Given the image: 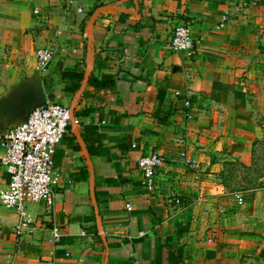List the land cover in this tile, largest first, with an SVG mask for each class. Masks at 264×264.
Instances as JSON below:
<instances>
[{
	"label": "crops",
	"instance_id": "1",
	"mask_svg": "<svg viewBox=\"0 0 264 264\" xmlns=\"http://www.w3.org/2000/svg\"><path fill=\"white\" fill-rule=\"evenodd\" d=\"M100 3L109 10L87 30ZM181 23L191 53L170 50ZM10 47L24 59L0 75V96L51 48L37 72L46 98L73 106L79 124L53 155L52 209L30 204L20 225L0 203V264H264V228L250 227L264 202L238 225L215 213L224 164L248 163L264 131V0H0V50ZM150 152L163 161L146 191L137 159ZM7 180L0 164V191Z\"/></svg>",
	"mask_w": 264,
	"mask_h": 264
},
{
	"label": "built area",
	"instance_id": "2",
	"mask_svg": "<svg viewBox=\"0 0 264 264\" xmlns=\"http://www.w3.org/2000/svg\"><path fill=\"white\" fill-rule=\"evenodd\" d=\"M194 44L190 24L181 23L173 27L169 38V47L173 53H191ZM52 55L51 48H38L35 51V70L38 73L46 68ZM173 95L182 99L186 109L191 106L186 93L175 90ZM73 111V106L47 100L45 104L31 108L26 119L15 127H0V164L5 168L8 178L6 187L0 191V203L16 211L20 225H27L30 221L29 204L41 203L48 210L54 206L53 187L58 174L54 169L53 155L69 128L79 124ZM184 116L191 119L193 113L185 110ZM161 161L163 158L158 152L142 154L137 159L141 184L146 191L154 190L156 168ZM186 162L193 164L190 159H186ZM237 200L242 204L243 198L240 195ZM126 207L132 209L129 204Z\"/></svg>",
	"mask_w": 264,
	"mask_h": 264
},
{
	"label": "rangeland",
	"instance_id": "3",
	"mask_svg": "<svg viewBox=\"0 0 264 264\" xmlns=\"http://www.w3.org/2000/svg\"><path fill=\"white\" fill-rule=\"evenodd\" d=\"M23 59L22 53L12 50L11 47L6 50H0V75L7 72L6 68L12 69L15 64L22 63ZM9 89L7 87L5 91ZM253 143L249 162L227 161L221 170L223 175L219 180V183L224 185L225 190L217 194L220 206L218 207L219 210L215 211V213L230 212L233 222L237 225L243 221L242 216L244 211L247 210V204L253 203L254 200L264 202V131L263 135ZM260 185H263L261 192L255 195V191L258 190L257 188ZM238 195L243 198L242 204L238 203ZM223 208H226V210ZM254 215L253 221L250 223V227L254 228V230H251V232L258 233L255 230L257 226L264 228V209L255 211ZM247 217L248 219H252L250 215Z\"/></svg>",
	"mask_w": 264,
	"mask_h": 264
},
{
	"label": "water",
	"instance_id": "4",
	"mask_svg": "<svg viewBox=\"0 0 264 264\" xmlns=\"http://www.w3.org/2000/svg\"><path fill=\"white\" fill-rule=\"evenodd\" d=\"M109 10L108 6H100L89 18L88 30L95 17L102 11ZM47 98L43 89L41 77L37 72L21 79L15 86L0 96V127H15L25 120L31 108L45 104Z\"/></svg>",
	"mask_w": 264,
	"mask_h": 264
},
{
	"label": "trees",
	"instance_id": "5",
	"mask_svg": "<svg viewBox=\"0 0 264 264\" xmlns=\"http://www.w3.org/2000/svg\"><path fill=\"white\" fill-rule=\"evenodd\" d=\"M101 5L102 4L100 3L99 5H97V7H99ZM68 73L74 75L75 77H77L79 81L82 80V77H83V73L82 72L68 71ZM87 81H88V83L90 85L95 86L96 88H99V89L100 88H105V87L110 88V87L114 86V78L110 77L108 75H103L101 78H95V77H93V75H89ZM78 86H79L78 84H75V85L72 86V89L73 88H77ZM162 94L163 93H160V95H162ZM158 98L160 99V96Z\"/></svg>",
	"mask_w": 264,
	"mask_h": 264
}]
</instances>
